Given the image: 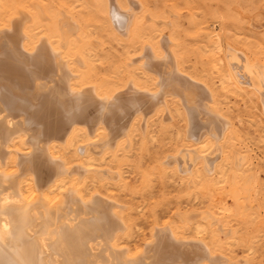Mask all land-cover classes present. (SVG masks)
I'll use <instances>...</instances> for the list:
<instances>
[{
  "label": "rangeland",
  "instance_id": "rangeland-1",
  "mask_svg": "<svg viewBox=\"0 0 264 264\" xmlns=\"http://www.w3.org/2000/svg\"><path fill=\"white\" fill-rule=\"evenodd\" d=\"M114 10L131 12L127 29L114 21ZM17 16L28 34L24 47L34 50L45 38L60 49L74 88L93 87L103 98L128 85L157 93L159 75L141 66L152 52L208 90L210 107L226 121L218 149L207 148L201 158L182 97L165 88V104L146 109L141 119L137 113L114 145L80 150L91 135L81 126L58 145L56 156L67 165L94 158L93 170L75 174L84 195L101 193L120 204L125 228L117 241L125 252L145 249L164 226L197 240L196 250L205 252L199 264H264V0H0V30ZM216 40L235 50L233 62L245 65L239 71L248 72V87L226 83ZM4 52L0 58L7 60ZM207 133L204 140L213 136ZM24 140L11 142L6 166L27 149Z\"/></svg>",
  "mask_w": 264,
  "mask_h": 264
},
{
  "label": "bare ground",
  "instance_id": "bare-ground-1",
  "mask_svg": "<svg viewBox=\"0 0 264 264\" xmlns=\"http://www.w3.org/2000/svg\"><path fill=\"white\" fill-rule=\"evenodd\" d=\"M130 16V11H113L114 21L120 27L126 22V29ZM20 17L12 18L11 27L0 30V55L6 50L7 57L0 58V264H199L205 252L200 254L196 250L197 240H183L172 227L157 229L155 238L144 243L145 249L141 244L125 252L126 248L117 241L125 228L117 209L120 204L101 193L87 197L79 185L81 174H75L93 170L94 158L88 157L84 166L78 162L67 165L57 158L56 148L79 126L85 134H91L90 141L82 144L80 150L96 152L103 146L114 145L131 127L137 113H141V119L146 117V109L152 112L165 104V88H171L183 99L188 135H197V143L202 144L193 151L196 155L199 151L202 158L200 152L207 154V148L218 149L216 138L227 129L226 121L209 105L208 90L171 65L168 67L165 56L155 57L152 52L140 63L159 75L157 83L161 89L157 93L128 85L124 92L103 98L95 94L93 87L76 89L72 84L74 72L64 55L60 57V49L52 48L45 38L34 50L24 47L22 41L28 34L23 35ZM215 44L221 60L227 63L224 80L243 89L250 79L247 71L241 69L240 74V66L245 65L233 62L235 50L222 46L220 40ZM83 123H89L88 128ZM25 132L32 145L26 141L27 149L6 166L11 142L18 136H25L26 140ZM207 132L215 138L205 141L202 137Z\"/></svg>",
  "mask_w": 264,
  "mask_h": 264
}]
</instances>
